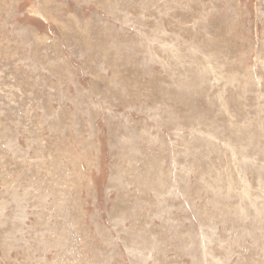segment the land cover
<instances>
[{
	"label": "rangeland",
	"instance_id": "1",
	"mask_svg": "<svg viewBox=\"0 0 264 264\" xmlns=\"http://www.w3.org/2000/svg\"><path fill=\"white\" fill-rule=\"evenodd\" d=\"M0 264H264V0H0Z\"/></svg>",
	"mask_w": 264,
	"mask_h": 264
}]
</instances>
